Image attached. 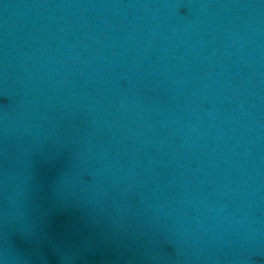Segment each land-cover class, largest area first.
Wrapping results in <instances>:
<instances>
[{
    "label": "water",
    "instance_id": "water-1",
    "mask_svg": "<svg viewBox=\"0 0 264 264\" xmlns=\"http://www.w3.org/2000/svg\"><path fill=\"white\" fill-rule=\"evenodd\" d=\"M0 264H264V0H0Z\"/></svg>",
    "mask_w": 264,
    "mask_h": 264
}]
</instances>
